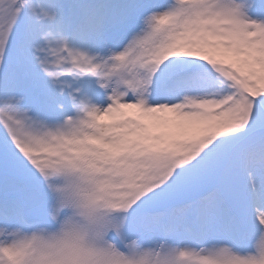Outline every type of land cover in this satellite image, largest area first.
Returning <instances> with one entry per match:
<instances>
[{"label": "snow or ice", "instance_id": "1", "mask_svg": "<svg viewBox=\"0 0 264 264\" xmlns=\"http://www.w3.org/2000/svg\"><path fill=\"white\" fill-rule=\"evenodd\" d=\"M0 264H264V0H0Z\"/></svg>", "mask_w": 264, "mask_h": 264}]
</instances>
